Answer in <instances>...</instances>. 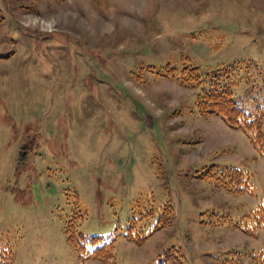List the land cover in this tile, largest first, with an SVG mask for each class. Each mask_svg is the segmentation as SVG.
<instances>
[{"label":"rangeland","instance_id":"374dc122","mask_svg":"<svg viewBox=\"0 0 264 264\" xmlns=\"http://www.w3.org/2000/svg\"><path fill=\"white\" fill-rule=\"evenodd\" d=\"M0 13V264H106L72 251L67 221L115 239L114 264H156L170 246L183 264L264 252V229L199 223L261 202L264 157L177 81L184 66L218 72L237 103L261 108L264 0H0ZM211 163L251 172L254 193L200 179ZM149 195L174 216L127 242L131 225L155 224L132 205Z\"/></svg>","mask_w":264,"mask_h":264},{"label":"trees","instance_id":"16d2710c","mask_svg":"<svg viewBox=\"0 0 264 264\" xmlns=\"http://www.w3.org/2000/svg\"><path fill=\"white\" fill-rule=\"evenodd\" d=\"M1 20L2 14L0 13ZM167 73L171 76L172 69H168ZM178 75L177 81L181 85L198 88L194 98V106L200 115H219L229 127L243 131L256 153L264 157V129L262 125L264 104L261 108L254 109L255 107H248V105L237 103L233 99L229 87L223 84V81L220 79L221 74L218 72H212L203 77L197 67L184 66L179 70ZM198 174L201 179L211 182L214 186L231 196H238L244 192L252 193L254 191L250 181L251 172L240 167L211 163L203 167ZM149 202L150 200L143 201L138 199L134 203L139 205L144 203L149 204ZM155 210L158 214L151 231L166 226L172 219V216H174L173 207L168 202H164L157 209L149 205L135 219H146ZM210 215L212 217L210 220L201 219L199 223L235 228L254 237L259 230L264 229V198L257 206L246 210L238 217H233L226 212H211ZM130 227H128L125 239L132 241L136 245H141L145 237L139 236L138 232L132 233ZM63 232L73 252L78 255L86 252L87 257L97 259L106 264H113L115 258L113 241L102 243V238L98 235L85 236L80 232H76L75 225L70 223V221L64 223ZM88 247L93 248L89 251L87 250ZM10 254L12 255L11 251ZM153 260L156 264H183L185 254L180 247L170 246L156 254ZM220 260L228 263L232 261L231 264L238 263L237 258L234 256L231 258H221ZM251 261L252 264H264V252L261 250L254 251L251 254Z\"/></svg>","mask_w":264,"mask_h":264}]
</instances>
